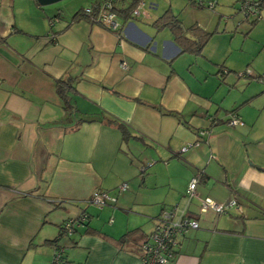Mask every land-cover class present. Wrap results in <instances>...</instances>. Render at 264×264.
<instances>
[{"label":"crops","instance_id":"0c3cea01","mask_svg":"<svg viewBox=\"0 0 264 264\" xmlns=\"http://www.w3.org/2000/svg\"><path fill=\"white\" fill-rule=\"evenodd\" d=\"M108 1L120 31L75 18ZM132 1L0 0V264H53L57 246L59 264H142L140 245L170 210L199 223L171 264H264V72L234 71L224 0H149L154 13L136 19ZM165 16L184 33L156 24ZM96 190L116 203L90 204ZM206 198L237 203L202 213Z\"/></svg>","mask_w":264,"mask_h":264},{"label":"built area","instance_id":"2783aa9c","mask_svg":"<svg viewBox=\"0 0 264 264\" xmlns=\"http://www.w3.org/2000/svg\"><path fill=\"white\" fill-rule=\"evenodd\" d=\"M201 3V0H195ZM209 7L213 8L215 6L214 2H209ZM145 3L140 2L131 11L130 18L136 19L142 15L148 16L153 13L152 7L147 8L145 12H142ZM114 6L111 1L106 2L104 5H95L84 9V15L88 16L92 22L101 23L107 28L113 31H120L121 25L117 20V14L113 10ZM240 11L244 16V20L256 19L258 21H264V13H262L256 3L250 0H243ZM248 72H240L239 76L247 75ZM241 119L235 115L229 120L230 125L241 124ZM201 134H205L202 132ZM190 144L188 147L183 148L186 151L188 148L192 147ZM198 184V178L194 177L189 184L187 189V196L189 198L195 196L196 187ZM128 188L126 183L119 187V190L125 191ZM89 203L95 205L98 208H102L108 204L116 203V199L112 197L108 192L96 190L92 193ZM237 203L236 200H232L228 203H217L212 199L206 198L202 201L200 206V211L202 213H207L213 211L215 213H226L228 209ZM88 220L87 213L83 212L79 217L75 219H68L61 226L62 234L66 236H72L76 229L80 226H84ZM199 223L196 219L191 217H185L178 215L175 210L164 211L159 218V224L155 230L147 237L146 240L140 246V251L142 253V264H171L176 249L179 245V237L184 236L187 231L191 229H198ZM66 253V248L58 247L54 252L53 264H59L64 259V254Z\"/></svg>","mask_w":264,"mask_h":264},{"label":"rangeland","instance_id":"374dc122","mask_svg":"<svg viewBox=\"0 0 264 264\" xmlns=\"http://www.w3.org/2000/svg\"><path fill=\"white\" fill-rule=\"evenodd\" d=\"M75 1L77 0H62L49 6L64 7L72 2L75 3ZM150 2L152 3V1L149 0L145 1V5H147L146 8L151 7ZM240 6L241 0H224L218 5V8L224 7L223 9L225 10L224 13H222L224 17H222L221 30L224 29L225 22L228 21V28L232 30V35H235L233 37L235 46L238 47L239 50L242 48V51L238 50L230 55V61H232V65L235 67L234 71L237 72V75L239 72H249L254 69L264 72V26H256L255 29L251 31L249 21H245L243 14L238 11ZM260 23L264 25V21ZM239 52H242V54L239 55ZM241 66L245 67L240 69Z\"/></svg>","mask_w":264,"mask_h":264},{"label":"trees","instance_id":"16d2710c","mask_svg":"<svg viewBox=\"0 0 264 264\" xmlns=\"http://www.w3.org/2000/svg\"><path fill=\"white\" fill-rule=\"evenodd\" d=\"M139 1L140 0H133L132 2H133V7H132V9H130V10H133L136 6H137V4L139 3ZM191 2H194V3H196L197 5H199V6H202L203 4H202V2L200 3V2H197V1H195V0H190ZM251 2H253V3H256L257 4V6H258V9L262 12V13H264V0H250ZM242 2H243V0H241V4H242ZM113 10L114 11H116V12H118V10L116 9V8H113ZM130 10H127L128 11V13L126 12V15L127 16H129L128 14H129V11ZM239 12H241L240 11V8H239ZM80 16H84V17H87L88 19H90L88 16H86V15H84V13L81 11V12H78L77 14H76V16H75V18H78V17H80ZM164 22L165 24H166V26H170L173 30H178L179 32H181V33H184V30H183V28H182V25L180 24V22H179V20L176 18V17H174V16H169V17H164V18H162V19H159V20H157L156 21V24H159L160 22ZM249 22H251V25H254V24H256L257 22H258V20H256V19H252L251 21H250V19L248 20ZM196 28H200V27H196ZM212 34L211 33H203L202 34V36H201V41H200V43H198V45L196 46V50L195 51H197L198 53H201L202 52V49H203V47L205 46V44H206V42H207V40L209 39V37L211 36ZM260 80H262L263 82H264V75L263 76H259L258 77ZM57 88H58V92H59V94L62 96V99H63V101H64V108H65V110L67 111V112H69V113H71V115H73L74 114V111H73V107H72V105L70 104V102H69V100H68V98H67V87H68V83H66V82H62V81H58L57 82ZM233 115H235V116H237V117H239L238 115H237V113H233ZM233 115H231V117L233 116ZM231 117H230V119H231ZM229 119V120H230ZM241 119V118H240ZM228 123H229V121H228ZM76 124H78V122L76 123ZM86 224V223H85ZM84 224V225H85ZM135 235V236H134ZM137 234H135L134 232H128L127 234H125V236L122 238V242H125L126 240H130V241H136L137 239H138V237L136 236ZM55 242H57V241H55ZM141 246V245H140ZM56 248H58V246L56 247Z\"/></svg>","mask_w":264,"mask_h":264},{"label":"water","instance_id":"95a60500","mask_svg":"<svg viewBox=\"0 0 264 264\" xmlns=\"http://www.w3.org/2000/svg\"><path fill=\"white\" fill-rule=\"evenodd\" d=\"M41 6H49L62 0H36Z\"/></svg>","mask_w":264,"mask_h":264}]
</instances>
